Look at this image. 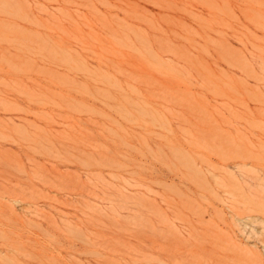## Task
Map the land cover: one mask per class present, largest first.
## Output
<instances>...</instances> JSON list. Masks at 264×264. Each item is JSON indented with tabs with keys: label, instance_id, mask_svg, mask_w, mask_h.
<instances>
[{
	"label": "rangeland",
	"instance_id": "obj_1",
	"mask_svg": "<svg viewBox=\"0 0 264 264\" xmlns=\"http://www.w3.org/2000/svg\"><path fill=\"white\" fill-rule=\"evenodd\" d=\"M0 264H264V0H0Z\"/></svg>",
	"mask_w": 264,
	"mask_h": 264
}]
</instances>
